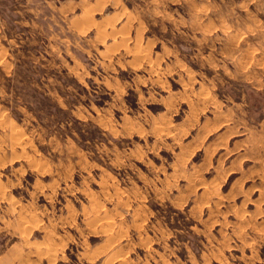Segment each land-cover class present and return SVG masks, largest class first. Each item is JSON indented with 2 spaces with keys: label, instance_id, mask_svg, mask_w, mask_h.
Wrapping results in <instances>:
<instances>
[{
  "label": "rangeland",
  "instance_id": "obj_1",
  "mask_svg": "<svg viewBox=\"0 0 264 264\" xmlns=\"http://www.w3.org/2000/svg\"><path fill=\"white\" fill-rule=\"evenodd\" d=\"M0 264H264V0H0Z\"/></svg>",
  "mask_w": 264,
  "mask_h": 264
},
{
  "label": "bare ground",
  "instance_id": "obj_2",
  "mask_svg": "<svg viewBox=\"0 0 264 264\" xmlns=\"http://www.w3.org/2000/svg\"><path fill=\"white\" fill-rule=\"evenodd\" d=\"M206 16H207V15H206ZM192 18H193V20H195V21H200L201 19H203L201 13H195V14L193 15ZM85 19H86V17H83L82 19L80 18V20H81L82 22H83ZM198 25H199V24H198ZM110 37H111V36H110ZM110 37H109L108 35H107V36L105 35V36L102 37L103 39L101 38V40H103L104 43H108V42L112 41ZM11 129H12V128H11ZM14 129H15V128H14ZM15 130H16V129H15ZM12 131H13V130H12ZM19 132H20V131H19ZM12 133H13V134L15 135V137H16V135H17L16 132H12ZM20 133H21V132H20ZM14 135H13V136H14ZM11 136H12V135H11ZM13 136H12V137H13ZM18 136H19V135H18ZM18 136H17V137H18ZM21 136H22V135H21ZM15 137H14V138H15ZM20 139H21V138H20ZM18 140H19V139H18ZM13 141H14V140H13ZM18 142H19V141H18ZM204 186H205V185H204ZM203 189H204V188H203ZM205 190H207V187H205ZM207 193H208V192H207ZM33 217H34V216H33ZM94 217H95L94 220H96V221H100V220L98 219V216H94ZM260 217H261V216H260ZM262 218H263V217H262ZM33 219H34V218H33ZM92 219H93V218H92ZM260 219H261V218H260ZM28 220H29V219H28ZM104 221H106V220H104ZM256 221H257V220H256ZM28 222H31V221L29 220V221L26 222V220H25L24 218H22V219L20 220V223H21L22 225H26V224L28 225V224H29ZM113 222H114V221H113ZM20 223H19V224H20ZM31 223H32V222H31ZM31 223H30V224H31ZM27 225H26V226H27ZM111 225H112V221H111V220L106 221V226H107V227H109V226L111 227ZM28 226H29V225H28ZM110 227H109V228H110ZM109 228H108V229H109ZM119 236H120V235H119ZM112 243H113V241H112ZM112 243H111V244H112ZM117 245H118V244H117ZM113 246H114V245H113ZM46 250H47V252L50 251V249H48V248H46ZM52 251H53V250H52ZM47 252H46V253H47ZM113 252H115V251H113ZM116 252H117V251H116ZM54 254H55V253H54ZM121 257H122V256H121Z\"/></svg>",
  "mask_w": 264,
  "mask_h": 264
}]
</instances>
